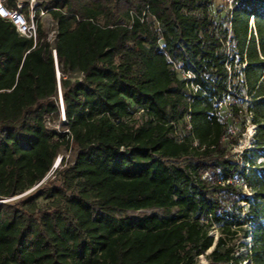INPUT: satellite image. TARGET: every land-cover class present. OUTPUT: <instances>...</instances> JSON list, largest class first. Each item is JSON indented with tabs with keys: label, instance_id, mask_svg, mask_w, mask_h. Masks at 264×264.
Instances as JSON below:
<instances>
[{
	"label": "trees",
	"instance_id": "obj_1",
	"mask_svg": "<svg viewBox=\"0 0 264 264\" xmlns=\"http://www.w3.org/2000/svg\"><path fill=\"white\" fill-rule=\"evenodd\" d=\"M222 1L47 0L53 48L0 18V200L76 150L0 202V264H264V162L229 152L249 118L264 155V0Z\"/></svg>",
	"mask_w": 264,
	"mask_h": 264
},
{
	"label": "rangeland",
	"instance_id": "obj_2",
	"mask_svg": "<svg viewBox=\"0 0 264 264\" xmlns=\"http://www.w3.org/2000/svg\"><path fill=\"white\" fill-rule=\"evenodd\" d=\"M41 2V9L45 10V4L47 0H40ZM218 6H224V1L222 0H216L215 5H214V10ZM229 8L224 9L223 12L227 11ZM223 14V13H222ZM51 15L48 13H44L43 15L38 14V21L40 22L42 29L44 31V36L46 41L50 44V46L53 48L55 44V26L49 27L46 26V23L48 20H50ZM59 75H60V69L58 68ZM72 78H76V74H70ZM61 93V90H60ZM62 97V95H61ZM232 99H227L225 102H223L220 105L219 108V113L221 114H226L227 112L230 111V105L232 103ZM238 108L241 109V107L245 108V103L237 102ZM57 105L59 107V114L57 115H50L48 118H46V126L48 129L54 130L56 132H66V127L63 126L64 119L62 117V111H61V106H60V100H59V88L57 84ZM144 120V117L141 116L140 114H136L131 118V123H135L136 125L141 124ZM229 130L230 133L234 136V139L236 140L234 144L230 145L229 147V152H230V159L232 160H238L239 161V168L240 170H244L246 172V175H251V170L252 166L250 163L247 162V160H250V162H254L256 166H259L260 163L264 162V155L261 150H257L256 147V134H257V128L256 126L252 125L249 123V118L246 121V123H243L242 120H231L229 124ZM76 155V150L73 146H70L69 149H60L58 156L56 157L59 159L64 158V161L62 164L59 162L58 167L56 169H51V171L47 174L45 180H43L41 183L37 184L35 187L37 188L39 185L44 184L46 181H50L54 178L52 176L56 170L61 169L64 165L66 164H71ZM243 156L246 159H243ZM257 170H260L259 167H256ZM35 188V189H36ZM245 192L248 193V197L253 199V194L250 192L249 188H246L244 186ZM21 195L14 197L13 200H8V201H15L18 200ZM5 201V200H0V202ZM46 201H39V205L42 207ZM175 213V211H173ZM150 214H156L160 217L163 216V211L162 210H148V211H139V212H129L127 213V216L133 219H138L141 218L145 215H150ZM211 236H213L214 240L218 236V231L217 229L213 228L210 233ZM246 247L241 248V252L245 253L246 250L249 248L250 241L249 239L245 240L243 242ZM247 248V249H246ZM207 253L199 254L196 256L191 264H209L206 258ZM240 264H248L247 262H241Z\"/></svg>",
	"mask_w": 264,
	"mask_h": 264
},
{
	"label": "built area",
	"instance_id": "obj_3",
	"mask_svg": "<svg viewBox=\"0 0 264 264\" xmlns=\"http://www.w3.org/2000/svg\"><path fill=\"white\" fill-rule=\"evenodd\" d=\"M10 3H12V6H10ZM27 4V12L24 13L23 11V5ZM37 12L40 15H43L45 12L48 13L46 10L41 9V2L40 0H0V18L9 22L12 24L16 30V32L26 38L30 39L32 41H36L37 38ZM46 26H55V37L56 38V29L57 25L56 22L50 18L48 22L46 23ZM52 55L54 58L55 63V70L58 69V64L56 60V54L55 50H52ZM77 77L76 79L80 82L83 78V74L76 73ZM184 78L191 79L193 78V75L189 72L183 74ZM60 75L58 76L57 81H59ZM59 88V100H60V106L61 111L63 110L62 106V100H61V93H60V87ZM192 88L196 91L195 86H192ZM62 117L64 119V114L62 112ZM207 174H204V177Z\"/></svg>",
	"mask_w": 264,
	"mask_h": 264
},
{
	"label": "water",
	"instance_id": "obj_4",
	"mask_svg": "<svg viewBox=\"0 0 264 264\" xmlns=\"http://www.w3.org/2000/svg\"><path fill=\"white\" fill-rule=\"evenodd\" d=\"M58 76H59V71H58V69H57V70H56V79H58ZM57 82H58V87H60L59 81H57ZM61 100H62V97H61ZM62 106H63V101H62ZM62 112H63V114H64V110H62ZM57 159H59V158H57ZM57 159H55V161H54V163H53V165H52V169H56V168L58 167V165H56ZM60 161H61V159H59V162H60ZM59 162H58V164H59ZM45 178H46V177H45ZM45 178H44L43 180H45ZM41 182H42V181H41ZM41 182H40V183H41ZM35 188H36V187H33L32 189H30V190L27 191L26 193L22 194L20 197H22V196H24V195H26V194L32 192ZM13 199H14V198H12V199H10V200H13ZM6 201H8V200L2 201V202H6Z\"/></svg>",
	"mask_w": 264,
	"mask_h": 264
},
{
	"label": "bare ground",
	"instance_id": "obj_5",
	"mask_svg": "<svg viewBox=\"0 0 264 264\" xmlns=\"http://www.w3.org/2000/svg\"><path fill=\"white\" fill-rule=\"evenodd\" d=\"M59 159H57L56 165H58Z\"/></svg>",
	"mask_w": 264,
	"mask_h": 264
}]
</instances>
